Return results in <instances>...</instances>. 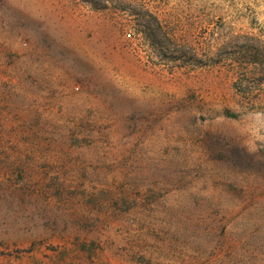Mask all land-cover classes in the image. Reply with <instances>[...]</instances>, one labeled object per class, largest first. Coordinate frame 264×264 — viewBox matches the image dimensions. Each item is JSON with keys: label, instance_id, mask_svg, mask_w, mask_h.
I'll return each mask as SVG.
<instances>
[{"label": "rangeland", "instance_id": "1", "mask_svg": "<svg viewBox=\"0 0 264 264\" xmlns=\"http://www.w3.org/2000/svg\"><path fill=\"white\" fill-rule=\"evenodd\" d=\"M109 1L0 0V264H264V0Z\"/></svg>", "mask_w": 264, "mask_h": 264}, {"label": "trees", "instance_id": "2", "mask_svg": "<svg viewBox=\"0 0 264 264\" xmlns=\"http://www.w3.org/2000/svg\"><path fill=\"white\" fill-rule=\"evenodd\" d=\"M83 3L91 6L94 10H106L109 9L111 4L109 0H81ZM116 2L123 3V0H114ZM120 11H129L126 7L116 8ZM131 12V11H129ZM139 29L137 33L141 34L144 39L149 41L152 45L165 49L170 52H174L173 56L170 57L172 62H192L194 65L203 66L204 63L200 55L188 48L185 45H177L175 36L170 33L165 26L158 20L156 16L148 11H145L138 23ZM176 51H172V49Z\"/></svg>", "mask_w": 264, "mask_h": 264}, {"label": "clouds", "instance_id": "3", "mask_svg": "<svg viewBox=\"0 0 264 264\" xmlns=\"http://www.w3.org/2000/svg\"><path fill=\"white\" fill-rule=\"evenodd\" d=\"M258 149L255 147V146H249V152L252 153V152H255L257 151Z\"/></svg>", "mask_w": 264, "mask_h": 264}]
</instances>
